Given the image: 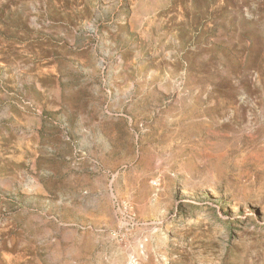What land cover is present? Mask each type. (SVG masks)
I'll list each match as a JSON object with an SVG mask.
<instances>
[{"label":"rangeland","instance_id":"374dc122","mask_svg":"<svg viewBox=\"0 0 264 264\" xmlns=\"http://www.w3.org/2000/svg\"><path fill=\"white\" fill-rule=\"evenodd\" d=\"M0 264H264V0H0Z\"/></svg>","mask_w":264,"mask_h":264}]
</instances>
